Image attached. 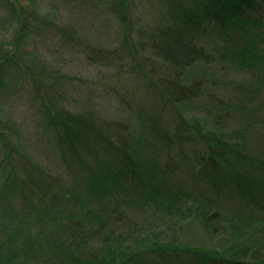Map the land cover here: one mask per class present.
Instances as JSON below:
<instances>
[{"label":"trees","instance_id":"16d2710c","mask_svg":"<svg viewBox=\"0 0 264 264\" xmlns=\"http://www.w3.org/2000/svg\"><path fill=\"white\" fill-rule=\"evenodd\" d=\"M59 1L71 14L100 11L108 21L94 23L99 38L82 39L72 25L48 18L35 0H0L18 22L8 33L12 41L10 35L0 40V56L9 63L0 60V70L5 71L0 73V93L6 94L9 106L19 92L27 93L42 117L37 138L45 142L50 135L52 143L47 142L57 151L52 159L58 163L56 169L48 163L43 168L32 154L23 155V142L5 138L0 131V264H89L97 258L86 256L83 249L90 237L82 232L86 224L91 231L100 227L124 235L133 205L143 207L156 197L187 202L201 213L190 218L165 214L180 241L131 251L135 253L127 255L130 264H264L263 243L253 250L234 243L228 251L221 241L209 240L208 250L201 251L187 241L188 226L206 228L202 224L214 227L208 233L220 234L221 240L225 207L239 210L230 212L235 219L262 220L263 215L239 209V202H231L233 196L227 200L222 192H233L248 207L263 205L264 147L254 160L239 140L191 125L173 111L182 105L190 110V103L210 95L207 86L214 76L204 66H211L214 56L205 39L213 34L232 39L231 22L248 25L247 14L261 0H162L166 20L157 12H139V0ZM106 30L111 40L99 33ZM24 33L33 36V46L51 39L63 42V47L74 46L97 75L82 80L53 74V84L38 82L42 76L47 79L46 65L32 45H24L23 40H29ZM248 52L244 47L238 60L246 61ZM96 88L95 94L114 103L111 115L85 113L88 93ZM257 92H264L263 80ZM66 98L67 103L69 98L78 100L81 110H69L63 105ZM211 99L219 100L215 95ZM132 124L139 126L138 132ZM258 138L264 139V134ZM214 243L219 245L212 248Z\"/></svg>","mask_w":264,"mask_h":264},{"label":"rangeland","instance_id":"374dc122","mask_svg":"<svg viewBox=\"0 0 264 264\" xmlns=\"http://www.w3.org/2000/svg\"><path fill=\"white\" fill-rule=\"evenodd\" d=\"M35 1H37L38 8H42V11H44L48 18L63 22L68 26L72 25L79 32L82 39L93 40L91 38L98 36L97 32H95L97 29H95L94 23L101 24L108 21L98 10L90 12L91 15H85L83 12L71 14L67 5H63L59 0ZM139 2L141 3L139 12L145 13L153 11L154 13L157 12L164 20L167 19L162 0H139ZM254 15L255 17H253ZM246 22L249 24L246 25V23H241L239 20L238 22H231V26L229 25V34L232 39L230 40L226 36V39H223L216 34L211 35V38L208 37L205 39V46L209 51H212V56H214V63L211 66H204L209 76H214L212 77L211 83L207 86L210 95L209 93L205 94L203 102L195 101L190 103L192 104L190 110L182 105L179 108L173 107V111H179L178 113L182 116L184 115L183 118L191 125L197 123L203 129L205 127L211 131L219 130L228 140H232L233 142L239 140L243 148L248 146L249 153L254 157V160H257L261 156L259 152L260 147H264V139L258 138L260 134H264V92L261 94L257 92L259 82L261 80L264 81V0H261L254 11L247 14ZM114 23V29H116L117 33L119 30L117 28L118 25L116 22ZM17 25L16 14L5 11L0 6V40H2L1 37L10 35L8 33H13ZM99 33L104 34L103 39L106 37L111 40V35L108 30ZM9 37V42H11L13 35ZM32 38L33 36L30 34L29 40H23L24 45H32ZM96 38H99V36ZM46 41L40 44L34 43V46H31L35 48V52L38 53L39 58L46 65L44 70H46V74L48 75L47 79L45 76L37 79L38 82L53 84L49 80L53 79V74L76 76L82 80H93L95 78L97 70L87 65L84 54L82 55L80 51L77 52L74 46L72 48L70 46L63 47V42L58 39ZM115 43H111L112 46ZM244 47L249 51V58L246 61H239V53ZM0 60L3 64H9L5 62L8 58L0 56ZM42 61H39V63ZM4 72L0 70V73ZM98 89L100 88H96L88 93L89 96L85 104L86 108L83 109L85 113L87 112L91 115H111L115 111L114 103L108 97L102 96L99 92L95 94V91ZM214 95L219 98L216 102L211 99V96ZM82 96L79 95V97ZM249 96L253 97L252 102L249 101ZM70 98L68 103L67 98L64 99L63 105L73 112L81 110V106L77 102L78 100L70 102ZM10 103L7 101L6 94L1 92V133H4L5 138L11 137L12 139L15 138L17 141L23 142L24 144L20 145V149L23 150L21 151L23 155L29 156V154H32V160L38 161L40 166L45 167L46 163H48V165H53L56 169L58 163L57 161H53V159L57 151L52 149L47 142L49 139L52 143V138L49 134L47 137H44L47 139L45 142L40 137L39 139L37 138V131L39 130L42 118L39 115L40 109L35 107L34 104H31V99L26 92H19L14 99V104L9 106ZM247 112L250 113L249 116L246 115ZM126 114L128 115V113ZM5 125H8V130L5 129ZM133 128H135L136 132L139 131L138 125L133 126ZM13 132L17 134L12 135ZM147 151H151L149 147H147ZM1 161L2 157L0 155V182H2L4 176ZM261 180L264 181V178H261ZM261 187L260 191L264 194V185L262 184ZM222 194L226 196L227 200L229 196H233L231 199L234 198V200L231 202L234 203L237 200L239 202L238 204H240L239 209L253 210L255 213L252 214L263 215L262 220H259V218L251 221L247 219H235L234 215L230 212L239 210L231 209L232 206H224L225 208H223L222 214L220 215L224 220V222L223 220L220 221L222 223L221 240L220 234L214 236L211 232L208 233L211 229L210 224H202L206 228L191 227L192 225H189V233L191 234H188L187 241L191 240L192 245L190 246H197V249L201 248V251H203L208 250L210 241H214L215 243H220L221 241L224 243L226 250L229 251L233 249L231 245L234 243V246L245 245L249 249L260 247L261 243L264 244V211L262 210L264 208V198L261 199L263 205H250L248 207L247 202L239 201V197L232 195L233 192L225 189ZM209 211L211 212L213 210L209 209ZM196 212L201 213V210L197 207H191L187 202L167 197H156L151 199L143 207L133 205L132 210L129 212V219L131 221H128V225H125V230L128 233L124 235L120 230L102 232L104 229L96 227L97 225L94 226L96 227L94 231H91L92 228L86 224L87 228L82 230V232H86L90 237L85 242L86 245L83 249L88 252L86 256H90V253L92 254L91 256L95 255L94 258H97L93 262H89V264H130L128 262V256H133V253L136 252L135 250H146V248H153L156 245L167 246L170 244L175 246L174 241L180 237L175 236V229L171 226L167 218H163L165 217L164 215L173 214L190 218L194 214L197 215ZM237 215L239 218L242 217L241 213ZM220 222H217V226H219ZM237 224L241 226L238 227ZM108 225L106 224V228H110L107 227ZM213 229L214 227H212L211 231ZM82 232L80 236L83 234ZM222 236H224L223 239ZM256 238L262 242L256 241ZM215 243L211 245L212 248L219 245ZM179 246L182 247L183 245ZM231 253L232 251L228 252V254ZM84 259L85 257L83 256L82 262H84Z\"/></svg>","mask_w":264,"mask_h":264}]
</instances>
